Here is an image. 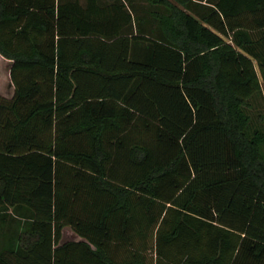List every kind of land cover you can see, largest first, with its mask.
Returning a JSON list of instances; mask_svg holds the SVG:
<instances>
[{
    "label": "trees",
    "instance_id": "trees-1",
    "mask_svg": "<svg viewBox=\"0 0 264 264\" xmlns=\"http://www.w3.org/2000/svg\"><path fill=\"white\" fill-rule=\"evenodd\" d=\"M145 1L0 0V264H264V0Z\"/></svg>",
    "mask_w": 264,
    "mask_h": 264
},
{
    "label": "crops",
    "instance_id": "crops-1",
    "mask_svg": "<svg viewBox=\"0 0 264 264\" xmlns=\"http://www.w3.org/2000/svg\"><path fill=\"white\" fill-rule=\"evenodd\" d=\"M64 2H73V3H79L82 6H85L87 3V0H63ZM96 3L99 6H104V7H111L114 6L116 4H120L123 5L125 8L123 9L126 14H130L132 17V22L130 24V26L132 25V28L130 30V32H132L133 34H137L138 29H137V24L136 21L138 19V5L143 4L144 0H95ZM202 5H207L205 2H201ZM3 66V68L5 69L3 72V77H4V86L8 89V92L10 93V98H12L13 93H14V89L11 86L10 83V70H11V66H12V62L3 58L0 55V66ZM1 78L2 75L0 73V89L1 87ZM1 90H0V94H1ZM13 232V231H12ZM4 239L1 237V233H0V249L3 246V241ZM81 242H86L85 239H83L82 237H80L78 234H76L70 227H66L64 228L63 232H62V239L59 242V246L61 245H65L68 243H81ZM92 249H95L94 246H91Z\"/></svg>",
    "mask_w": 264,
    "mask_h": 264
},
{
    "label": "rangeland",
    "instance_id": "rangeland-1",
    "mask_svg": "<svg viewBox=\"0 0 264 264\" xmlns=\"http://www.w3.org/2000/svg\"><path fill=\"white\" fill-rule=\"evenodd\" d=\"M172 2H174L173 0H170ZM174 4L178 5L180 8L184 9V6H182L181 4H178L174 2ZM159 8L157 7H154V6H151L148 2H146L144 0V3L143 4H140L138 5V19L136 21V24L138 25H141L142 27L144 28H147V29H154V27H156V24H155V21L152 17V13L154 11H157ZM160 10V9H159ZM5 69L3 68V66L1 65L0 66V73L2 75V78H1V96L2 97H5V98H8L10 97V93L8 92V89L4 86V77H3V74H4V71Z\"/></svg>",
    "mask_w": 264,
    "mask_h": 264
}]
</instances>
